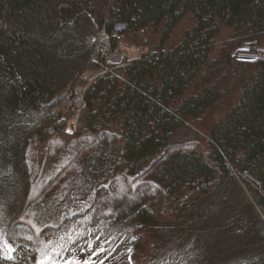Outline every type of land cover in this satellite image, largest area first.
<instances>
[{
  "label": "trees",
  "instance_id": "16d2710c",
  "mask_svg": "<svg viewBox=\"0 0 264 264\" xmlns=\"http://www.w3.org/2000/svg\"><path fill=\"white\" fill-rule=\"evenodd\" d=\"M188 15L192 28L166 46ZM119 24L124 28L116 30ZM160 26V39L120 69L104 58L71 56L77 54L75 34L82 42L88 33L105 30L115 49L125 35L135 40L142 32L156 34ZM222 30L229 37L216 43ZM263 37L264 0H0V237L6 245L14 252L28 248L8 234L33 211L45 232H61L62 225L81 218L86 230L130 221L126 233L135 249L143 245L141 231L149 230L144 221L158 219L157 188L179 203L166 217L177 210L182 218L169 225L182 227L199 221L204 199L237 174L254 201L244 195L245 209L228 222L243 244L255 245L246 237L264 227V58L239 60L233 52L243 40L264 47ZM64 44L66 54L58 51ZM89 69L106 71L83 83V106L75 129L68 131L73 107L56 115L50 111L69 102ZM237 84L233 104L209 129V149L172 153V135L215 109ZM87 133H93L90 147ZM70 149L79 154L70 155ZM87 150L82 169L69 171ZM114 186L129 191L122 196L134 203L107 201ZM15 255L9 264L18 263Z\"/></svg>",
  "mask_w": 264,
  "mask_h": 264
},
{
  "label": "rangeland",
  "instance_id": "374dc122",
  "mask_svg": "<svg viewBox=\"0 0 264 264\" xmlns=\"http://www.w3.org/2000/svg\"><path fill=\"white\" fill-rule=\"evenodd\" d=\"M102 4L104 5L105 2L101 3V5ZM193 23L194 20L191 15L185 17V19L173 29L166 46H174L180 42L186 31L192 28ZM121 25L122 24H119V26L117 25L116 30L123 29L124 25ZM71 32L75 34L74 30H71ZM162 32L163 26H160L159 32L156 34L142 32L135 40H133V34H127L118 40L115 49H112V42H110L107 47L104 45L96 47L89 44L88 38L93 37V40L94 38L97 40L101 38L107 39L100 30L88 33L84 36L82 42H80L81 39L79 36L75 34L74 36L79 38L78 40L75 38L77 54L76 56L73 54L71 56L74 59L77 56L83 57V54H85L91 57V61H94L93 55L96 53L99 59L105 58L106 62L115 64V67L120 69L127 63V60L138 57L140 54L147 51L153 43H156L158 39H160ZM228 37L229 32L222 30L221 35L217 37L216 43ZM54 39L59 40L61 37L58 35ZM54 42L55 41H52L47 45L51 46ZM244 42L245 40L242 41L241 46L247 44V42ZM261 42H264V39ZM58 51L63 54H66V52L68 53L67 45H62ZM234 55L239 60H245V58H238L235 52H233V56ZM247 60L254 59L248 58ZM105 71L106 70L103 71L102 69H89L85 71L81 75V79H79L78 82L79 85L77 86L84 87V82H92L94 78L103 74ZM232 78V75H229L227 79L223 78V85L227 86ZM196 90H200L198 86ZM239 90L240 86L237 84L236 87L226 92L224 99L220 101L215 109L208 112L202 118L192 121L178 129L171 137L170 151L172 153L181 150H195L203 153L207 151L209 149L208 140L211 125L218 121L222 113L233 104ZM77 100L78 102L76 104L71 101L66 102L67 100H63L56 108L50 111L55 115L64 108L66 109H64L63 112L70 111L66 123V129L68 131L75 129L80 109L83 106L84 100L82 96L79 95ZM70 106H72L73 109L71 108L68 111ZM43 115L44 114H42L40 118L43 117ZM51 119V121L48 120L46 123H53V118ZM84 137H88L86 140H91L93 139V133H87ZM66 138L69 141L72 140L70 137ZM74 139L80 140L75 136L73 137V140ZM86 144H89L88 146L90 147L93 142L91 140L90 143L88 142ZM77 147L78 146H76V148ZM73 149H70V155L73 156L75 153L76 155L79 154L78 148L75 151H72ZM50 150L55 149L53 146H50ZM57 150L58 152H56L59 153V147ZM90 151L93 152V146ZM90 151L87 150L81 153L74 166L69 168V171H71V169L75 172L81 170L82 162L84 158L89 155ZM248 177L249 176H247V178ZM248 180H250V177ZM233 181L234 182L230 184L217 185V190H215L213 196L204 199L203 203L200 205V215L196 216L200 218V220H191V222L189 221L190 223L187 222L182 225L183 228L175 225L176 223L169 225V223L182 218V215L177 216V210H175V217L172 216V214L169 216L174 220L166 217L169 215V211L173 210V208L175 209L179 203L173 201L171 197L166 196L163 192V187L157 188L155 193L159 199L158 201L155 199V206L151 207H153L155 212L159 215L157 217L158 219L154 224L144 221L149 230L143 229L141 231L143 238L141 242L143 245L135 249L132 237L130 238L126 233L131 229L130 221L124 224H116L111 221L110 223L102 222L96 229L92 228L91 230H86L85 227L80 226V223L83 221V218H81L62 225L63 227L60 229L61 232L56 231L57 229H55V231L45 232L36 222L37 216L35 220V213L33 211H28L24 217V221H21L24 222L25 226H17V223H14L15 227L12 228L8 234L11 242L15 241L16 243L24 244L28 248L22 250L17 247L19 250L14 252L6 245L2 237H0L1 264L13 263L10 258L17 253L19 254V261L17 264H40L41 261H43L44 264H264L263 225L259 227L258 231L260 232L257 231L252 233L251 236L246 237L247 239H252L251 244L253 242L254 244L256 243L252 247H247L243 244V237L235 235L237 231L231 229L233 224L228 222L239 210L245 209V204L248 200L244 198V195L249 197L251 202L254 201L251 195L253 192L246 187L245 182L241 180L239 174L234 176ZM58 184L59 182L53 183V185L56 186ZM118 190L117 186L110 188L105 194L107 201L111 198L116 205L134 203V200L129 196H122L129 191ZM121 191L123 193H121ZM143 198L144 196L142 199ZM145 198L147 197L145 196ZM146 202L147 201H144L142 203ZM149 203L150 200L148 204ZM152 203L153 200H151L150 204L153 205ZM188 211L189 210L185 212ZM214 225H222L221 230L212 229L210 231V228ZM151 231L153 233H151ZM59 233L60 235L57 237ZM16 243L13 244L17 246ZM131 251L132 254H130ZM5 257L9 259L6 260ZM15 258L18 257L15 255Z\"/></svg>",
  "mask_w": 264,
  "mask_h": 264
},
{
  "label": "built area",
  "instance_id": "2783aa9c",
  "mask_svg": "<svg viewBox=\"0 0 264 264\" xmlns=\"http://www.w3.org/2000/svg\"><path fill=\"white\" fill-rule=\"evenodd\" d=\"M103 32V35L107 38H101V39H95L93 40L92 38H88V42L91 46H101L104 45L105 47H107L109 45V43L111 42V37L110 35L105 31V30H101ZM235 54L237 55L238 58H253V59H258V57H263L261 55H264V47H260L258 45H256L255 42H247L246 45L241 46L240 48H238L235 51ZM260 55V56H259ZM105 59V58H104ZM93 60L98 62V55L95 53L93 55ZM85 88L84 87H79L77 86L75 88V90L73 91V93L70 95L69 101L73 102V103H77L78 102V96H82L83 98V93H84Z\"/></svg>",
  "mask_w": 264,
  "mask_h": 264
},
{
  "label": "snow or ice",
  "instance_id": "6c2138e0",
  "mask_svg": "<svg viewBox=\"0 0 264 264\" xmlns=\"http://www.w3.org/2000/svg\"><path fill=\"white\" fill-rule=\"evenodd\" d=\"M40 264H44V262H43V261H41V262H40Z\"/></svg>",
  "mask_w": 264,
  "mask_h": 264
},
{
  "label": "bare ground",
  "instance_id": "6f19581e",
  "mask_svg": "<svg viewBox=\"0 0 264 264\" xmlns=\"http://www.w3.org/2000/svg\"><path fill=\"white\" fill-rule=\"evenodd\" d=\"M122 26V25H121Z\"/></svg>",
  "mask_w": 264,
  "mask_h": 264
}]
</instances>
